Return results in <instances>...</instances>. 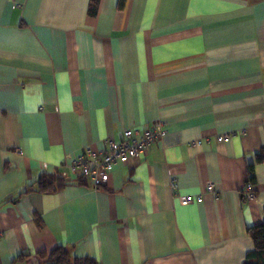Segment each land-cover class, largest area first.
<instances>
[{
	"label": "crops",
	"instance_id": "0c3cea01",
	"mask_svg": "<svg viewBox=\"0 0 264 264\" xmlns=\"http://www.w3.org/2000/svg\"><path fill=\"white\" fill-rule=\"evenodd\" d=\"M90 2L0 0V264L58 247L100 264H244L264 222V0ZM157 121L165 137L99 188L70 174L39 190Z\"/></svg>",
	"mask_w": 264,
	"mask_h": 264
},
{
	"label": "built area",
	"instance_id": "2783aa9c",
	"mask_svg": "<svg viewBox=\"0 0 264 264\" xmlns=\"http://www.w3.org/2000/svg\"><path fill=\"white\" fill-rule=\"evenodd\" d=\"M167 134V130L162 121H157L150 128L140 131L133 129H125L123 132V140L120 142L114 139H107L106 148L102 151L88 149L78 157L70 159L65 165V169L61 171L64 177L70 174L79 177H89L95 188L107 183L110 180L111 173L118 161H126L129 159H137L145 152L153 143L160 141ZM232 134H219L213 137L198 139L192 142L193 145L202 143H211L213 141L228 142L231 140ZM209 193L216 194L213 183L207 185ZM244 193L249 200L256 198V191L252 181H248L244 187ZM185 202L193 201V197L186 195L182 197ZM201 201V197L197 198Z\"/></svg>",
	"mask_w": 264,
	"mask_h": 264
},
{
	"label": "trees",
	"instance_id": "16d2710c",
	"mask_svg": "<svg viewBox=\"0 0 264 264\" xmlns=\"http://www.w3.org/2000/svg\"><path fill=\"white\" fill-rule=\"evenodd\" d=\"M99 0H91L90 13H95ZM123 1V0H122ZM258 161H264V148L258 154ZM252 172V170H251ZM64 181V176L44 174L38 183V188L44 192L55 191L59 189ZM254 240L255 249L248 253L244 264H264V222L248 230ZM45 264H100L91 256L74 257L66 247H58L50 253L42 252Z\"/></svg>",
	"mask_w": 264,
	"mask_h": 264
}]
</instances>
